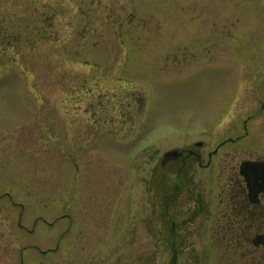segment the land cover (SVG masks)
Wrapping results in <instances>:
<instances>
[{"label":"rangeland","instance_id":"374dc122","mask_svg":"<svg viewBox=\"0 0 264 264\" xmlns=\"http://www.w3.org/2000/svg\"><path fill=\"white\" fill-rule=\"evenodd\" d=\"M23 3L8 14L40 22L39 54L10 51L0 60V264H173V256L174 264H217L208 221L192 215L195 195L217 205L218 188L202 176L196 186H176L173 173L164 179L149 160L190 136L212 147L226 126L240 134L237 76L264 67V0ZM27 41L24 53L37 50ZM98 67L102 90L141 85L149 94L143 129L95 142L80 134L93 125L73 84ZM107 77L121 83L108 86ZM259 120L250 124V148L264 147L254 140L264 127ZM67 195L92 202L68 213L71 227L57 220L31 235L18 228L19 217L61 216ZM101 197L105 209L97 212ZM110 205L118 211L107 228ZM47 248L55 251L42 255Z\"/></svg>","mask_w":264,"mask_h":264},{"label":"flooded vegetation","instance_id":"af4514ba","mask_svg":"<svg viewBox=\"0 0 264 264\" xmlns=\"http://www.w3.org/2000/svg\"><path fill=\"white\" fill-rule=\"evenodd\" d=\"M21 1L23 3V0H0V60L10 57L8 55L10 51L14 52V56L21 58L25 57L26 53L27 56H33L32 58L38 57L40 22H15L8 14L11 8L18 7L16 4ZM24 8L28 9L29 6L25 5ZM29 39L31 45H35L37 50L31 46L32 52L24 53V43L27 46ZM95 69V71L80 76L78 84H73L74 87H80L78 101L84 104L85 111L90 113V119L87 122L93 125L81 126L80 134L89 137V142H95L101 137L109 139V136L113 139L120 138L121 135L126 137L127 134L133 133L135 128L141 129L147 117V115L144 117V112L149 94L146 92L144 94L142 92L144 89L141 91L134 87H128L127 91H104L100 87L105 80V75L99 72L103 69ZM182 69L176 68L175 70L182 71ZM237 77L240 84L238 92L240 106L244 115L240 134L237 135L235 132L232 134L231 130L227 131L229 128L227 129L226 126L223 137L218 139L212 147H208L203 138L195 140L189 137L180 141L178 146L162 151L155 150L152 155L150 153L155 159L151 157L149 164L152 167L151 161H154L155 173L160 170V176L164 179L173 173L176 186H196L200 183L198 176L203 177L201 183L216 185L218 204L216 205L213 201L209 202L204 196L195 195L192 217L203 216L208 221L210 242L216 251L217 264H264V179L262 178L264 169H258V167H264V147L250 148L245 145L254 133L249 129L250 124L256 119L264 122V67H246L241 69ZM90 80H93V83H89ZM117 81L121 83L114 77L111 80L110 77L106 78L108 86L110 83L115 85ZM89 84L95 87V92L90 88L87 89ZM32 87L34 88V85ZM70 89L72 88L69 84L66 90L70 91ZM34 100L37 101V99ZM104 110L110 114L104 113ZM29 122L32 123L33 120L30 119ZM255 136V144L262 145L264 127L257 131ZM87 143L83 146L81 144L78 149L85 150ZM153 149L154 147L150 152ZM169 152L172 154L166 157L165 155ZM245 163H248L247 166H254V171L241 173V167ZM150 171L151 176L153 171L152 169ZM167 197L163 202H168ZM73 198L75 196L64 197L67 211L50 222L40 214L30 219L20 217L19 229L31 235L39 223L53 227L57 220L58 222L65 220L67 226L71 227L73 221L70 215L78 214L80 211L77 208H85L92 203L80 200V196L76 198V201H72ZM79 203L85 205H78ZM97 203L100 209L97 212H102L105 209L102 205V197ZM106 208H108L106 221L108 228L109 223L114 222L118 207L110 205ZM37 244L34 242L33 246ZM48 249L46 251L49 253L55 251ZM43 252V254L47 253Z\"/></svg>","mask_w":264,"mask_h":264},{"label":"water","instance_id":"95a60500","mask_svg":"<svg viewBox=\"0 0 264 264\" xmlns=\"http://www.w3.org/2000/svg\"><path fill=\"white\" fill-rule=\"evenodd\" d=\"M171 154L172 153H168L167 155H171ZM247 165H248V163H245L242 165L241 170H240L241 173L245 174L246 172H249V171L253 172L254 171V169H253L254 166H247ZM259 168L264 169V167H258V169ZM262 178L264 179V176ZM259 187H261V186H259Z\"/></svg>","mask_w":264,"mask_h":264}]
</instances>
